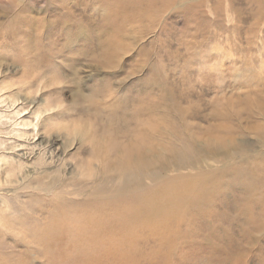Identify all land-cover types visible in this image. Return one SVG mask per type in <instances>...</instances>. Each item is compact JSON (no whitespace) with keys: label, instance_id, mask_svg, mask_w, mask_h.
I'll use <instances>...</instances> for the list:
<instances>
[{"label":"rangeland","instance_id":"rangeland-1","mask_svg":"<svg viewBox=\"0 0 264 264\" xmlns=\"http://www.w3.org/2000/svg\"><path fill=\"white\" fill-rule=\"evenodd\" d=\"M130 3L141 9L151 6V17L147 15L145 21L133 25L127 14ZM16 15L26 25L19 36L21 47H27L28 41L33 43V51L42 58L44 74L40 78L48 76L47 85L40 83L33 88L30 84L27 91L32 97L39 93L45 128L56 122L55 129L61 131L55 147L59 150L54 153L48 149L39 155L38 150L27 149L34 166L26 168L28 183L37 177L47 184L53 178L65 183L54 194L41 196L43 211L38 217L33 214L26 226L24 247L16 237L17 229L2 242L5 249L0 264H264V158L254 161L246 149L264 154V130L259 128L264 129V116H259L264 113V0H0L1 24L8 18L16 20ZM65 23L72 25L73 33L86 30L78 41L81 44L76 41L72 50L66 47L67 37L59 31ZM11 31L17 32V26L11 25ZM36 40L41 49L35 46ZM22 60L27 62L29 58ZM106 61L111 64L106 66ZM12 69L7 68L8 73L1 75L0 84L7 85L13 78H18L16 83L21 86L27 84L20 79L26 68L16 63ZM0 92V109L12 117L19 106L3 104L1 98L6 95L4 90ZM165 93L171 101L170 121L178 125L176 121L183 120L179 128H193L190 133L197 142L215 137L214 131L205 134L213 123V111H229L241 117L237 129L243 133L237 144L245 151L236 149L233 157L219 163L220 175L226 178L221 180L224 182L220 188H214L219 194L204 210L195 206L186 213L170 199L175 213L167 228L156 230L159 235L139 233L138 238L121 242L112 228L116 242L102 244L101 251L99 245H90V255L77 252L79 243L73 236L65 234L60 244L55 243L62 228L72 227L61 223L64 217L60 210L70 211V202L82 203L95 190L87 182L84 187L74 180L94 175L97 169L92 165L98 163L89 141L81 147L75 144L65 155L63 144L71 139L65 131L76 130L86 138L92 135L97 139L96 147L108 146L116 141L104 138L97 128L112 121V129L124 125L120 130L131 132L137 126L133 118L136 110L145 108L154 98L158 102L155 96ZM245 106L254 107L252 114L245 113ZM52 110L57 115L48 120L46 114ZM26 113H32L31 108ZM11 132L9 123L0 118V144L14 142ZM46 134L42 138L35 134L31 140L38 139L43 149L49 142ZM181 146L174 144L173 150L180 151ZM13 154L19 151L10 153V159ZM81 160L84 167L79 174L73 172ZM172 170L156 166L154 172L159 178L154 184L173 180L178 174ZM182 173L188 174L189 170ZM53 200L60 208H53ZM75 222L78 228L84 225L80 220ZM37 223L42 225L41 231L35 229ZM59 223L63 227L51 225ZM106 251L111 254L104 255Z\"/></svg>","mask_w":264,"mask_h":264},{"label":"bare ground","instance_id":"bare-ground-1","mask_svg":"<svg viewBox=\"0 0 264 264\" xmlns=\"http://www.w3.org/2000/svg\"><path fill=\"white\" fill-rule=\"evenodd\" d=\"M76 4L78 5V3ZM130 4L131 9L129 8L127 10V14L131 16L129 19L133 25L143 20L145 21V16L147 15L151 17L153 11L151 6L141 9L137 8L133 3ZM11 25H16L17 32L20 33L11 31ZM25 27L26 25L17 15L16 20L8 18L3 24L0 22V77L5 71L8 73L7 68L12 71L16 63H21L26 69L23 70V74L21 73L22 76L20 79L24 78L27 83L21 86L20 83H16L18 78H13L7 85H4L5 87L0 84L2 86L0 91L3 92L4 90V95H6L5 98H1L3 104H6L8 107L10 106V108L11 106H19L16 108L18 110L14 112L12 117L5 116V110L1 111L0 109V118L2 121L9 123V128L12 129L9 135L10 137L13 136L11 140L14 141L12 144L6 146L2 143L0 144V147L3 148L2 154H0V257H3V250L5 249L2 242L10 237V234H14L15 229H17L18 233L16 237L20 239L22 246L25 245V237L27 236L26 226L30 223V219H33V214L35 215L34 217H38L43 211V207L40 206L41 196L45 195V193L54 194L65 183V180L61 181L58 178H53L47 184L40 177L28 183L26 176L27 166H33L28 159L27 149L33 151L38 150L39 155H42L48 149L51 151L49 152L50 154L54 153L56 142L59 139L61 131L60 129H55L56 122L49 129L45 128V121L40 117V115H43L44 110L42 102L39 99V93L36 97H32L31 91H27V87L30 84L33 88L40 85V83L43 86L47 85L46 77L48 76L40 78V75L43 76L42 74H44L41 69V56L39 52L33 51L35 49L32 46L33 43L31 44L28 41L27 47H21L23 40H20L19 36ZM77 27L79 29V25ZM70 29H72V25L69 26L66 24L59 31L67 37L66 47H70L72 50L71 46H74L76 41L78 42L84 37L86 30L77 32L74 30L73 33ZM59 31L56 32L58 33ZM28 32H30V29ZM51 42H53V38ZM78 43L79 45L81 44V42ZM35 46L41 49V46L37 45V40L35 41ZM42 47L44 48L43 45ZM70 53L68 54L71 55ZM26 56L29 58L27 62L22 60ZM105 63L106 66L111 64L109 61ZM0 81H2L1 78ZM155 97H157L158 102L154 98L153 102L150 100L145 108L137 109L136 114H133L137 126L131 132H128V129H125V131L123 129L120 130L124 125L112 129V121L108 125H102L100 130L98 128L96 129L104 135V138L107 136V139L111 138L116 141L113 144L111 142L108 146L101 145L96 147L97 139L92 137V135L90 138H86L87 135L82 132L76 130L72 133L65 131L68 138H71L63 144V150L65 151L63 153L65 155L75 144H79L81 147L83 143L89 141L87 143L92 145L91 149H93L98 163L92 165L97 169L94 175L90 177L81 175L74 180L84 187H87L85 185L87 182L91 186V190H95L82 203L70 202V211L64 208L59 209L60 214L64 217L61 223H69L74 228L70 227L67 230L62 228L60 234L54 238L59 237L55 243L58 242L60 244L59 241L65 234L67 236H73L79 243V246L76 247L77 252L90 255L91 252L88 249L90 245H99L98 250L101 251L104 244L116 242L115 234L110 232L112 228L116 229V236L121 238V242L138 238L139 233L142 236L146 234H153V236L159 235L160 233L157 231L167 228L170 225L171 216L175 213L170 208V199L177 206L181 205L180 211L186 213L190 207L194 208L195 206H199L201 210H204L206 206L211 204L213 201L212 198L216 194H219L214 188H220L221 183L224 182L221 180L226 179L220 175L221 166L219 163L222 160L233 157L235 155L234 150L236 149L245 151L242 145L237 144V138L241 135V132L243 133V131L239 132L237 129V124L238 122L240 123L241 117L238 115L234 117L229 111L223 114L218 111H213L211 113L212 117L210 116L213 123L205 131V134H212L214 131L215 137L208 138L205 144L203 141L197 142L198 140L190 133L193 129H190V126L186 127V129L179 128V123L181 124L183 120L180 121L178 119L179 121H176L178 125L174 124V120L172 122L170 121L171 101L166 93ZM52 104L55 105V102L53 101ZM258 104L260 105V103ZM261 107L263 106L261 105ZM261 107L260 109L258 108L260 112ZM29 108H31L32 113L27 114L26 111ZM253 108L251 106H245L243 110L252 114ZM54 109L55 111L58 110L57 107ZM55 111L47 112L46 118L53 120L57 115ZM129 114L127 115L129 116ZM251 114L248 115L251 116ZM263 114L259 116H264ZM32 117L35 118L34 122L31 121ZM253 119L256 121L255 115H253ZM171 125L173 128L172 136L170 134ZM238 126L240 125L238 124ZM259 128L264 130L261 126ZM35 134L40 135V138L45 136V134L47 135L49 142L45 147L42 144L43 149L39 148L40 141L38 139L31 140ZM93 134L95 135L96 133L93 132ZM262 137L263 134L260 138ZM117 139L119 140L117 141ZM199 143L205 144V146ZM174 144L182 145L180 151L173 150ZM246 149L249 151L252 160L259 161L264 158L263 152L261 154L258 152L253 153L248 147ZM16 150L19 151V154H13L14 157L10 159L9 154L16 152ZM171 151L172 153L170 155ZM84 165V161L81 160L73 172L79 174V170ZM156 166L157 168L160 167L161 170L166 166L167 168L173 167L172 171L177 173L178 176H175L170 182H161L159 185L154 184L156 177H158L154 172ZM185 170H189V173H182ZM81 192L83 191L81 190ZM23 199H26V201ZM11 202L16 205V211V207H12ZM53 202V208L55 210L56 208H60L59 203H55V200ZM50 209L52 208L50 207ZM30 211L33 213H30ZM67 212H71V214L69 215ZM79 220L84 223L82 228H78L75 225L78 223L75 221ZM62 224L51 225L59 228ZM41 226L39 223L34 224L37 231H41ZM72 250L75 252L74 247ZM109 254H111V251L104 252L106 256ZM52 257L56 256L53 255Z\"/></svg>","mask_w":264,"mask_h":264}]
</instances>
